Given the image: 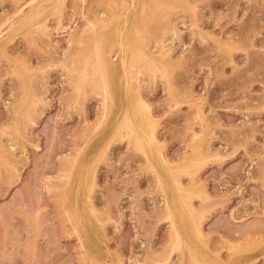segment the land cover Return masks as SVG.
<instances>
[{"label": "rangeland", "instance_id": "1", "mask_svg": "<svg viewBox=\"0 0 264 264\" xmlns=\"http://www.w3.org/2000/svg\"><path fill=\"white\" fill-rule=\"evenodd\" d=\"M0 143V264H264V0H0Z\"/></svg>", "mask_w": 264, "mask_h": 264}, {"label": "bare ground", "instance_id": "2", "mask_svg": "<svg viewBox=\"0 0 264 264\" xmlns=\"http://www.w3.org/2000/svg\"><path fill=\"white\" fill-rule=\"evenodd\" d=\"M35 1V0H34ZM43 1V0H42ZM31 2V1H30ZM41 2V1H40ZM40 2H38V3H40ZM50 2V1H49ZM154 2V1H153ZM152 2V3H153ZM60 3H62V2H60ZM59 3V4H60ZM134 3V2H133ZM59 4H56V5H59ZM132 4V3H131ZM130 4V5H131ZM138 4H139V2H138ZM154 4V3H153ZM155 4H157L156 2H155ZM25 5V4H24ZM33 3H31V6L33 7ZM54 5V4H53ZM55 5V6H56ZM172 5V4H171ZM29 6V5H28ZM28 6H27V8H28ZM37 6V5H36ZM128 6V5H127ZM157 6V5H156ZM160 6H161V4H160ZM23 7V6H22ZM22 7H20V8H22ZM45 7V6H44ZM49 7V6H48ZM129 7V6H128ZM26 8V7H25ZM35 8V7H34ZM46 8V7H45ZM126 8V7H125ZM156 8V7H155ZM158 8V7H157ZM23 10V9H22ZM22 10H20V11H22ZM30 10V9H29ZM33 10H36V9H33ZM128 10V9H127ZM148 10H150V9H148ZM151 10H153V9H151ZM150 10V11H151ZM164 10V9H163ZM19 11V10H18ZM55 11V10H54ZM125 11V10H124ZM156 11H158V10H156ZM16 12H17V10H16ZM29 12V11H28ZM36 12V11H35ZM116 12H118V11H116ZM130 12V11H129ZM154 12V11H153ZM159 12H160V10H159ZM162 12V11H161ZM160 12V13H161ZM18 13V12H17ZM20 13V12H19ZM24 13V12H23ZM22 13V14H23ZM27 13V12H26ZM46 13V12H45ZM48 13H50V12H48ZM134 13H135V11H134ZM141 13V12H140ZM25 14V13H24ZM23 14V15H24ZM31 14V13H30ZM29 14V15H30ZM37 13H35V15H36ZM62 14V13H61ZM149 14H152V13H149ZM12 15V14H11ZM21 15V14H20ZM44 15V14H43ZM112 15V14H111ZM124 15V14H123ZM148 15V14H147ZM8 16V15H7ZM13 16V15H12ZM17 16V15H16ZM112 16H114V15H112ZM120 16H121V14H120ZM120 16H118V17H120ZM194 16V15H193ZM36 17H38V15L36 16ZM115 18H116V16H114ZM114 17H110L109 19H111V18H113L114 19ZM131 17V16H130ZM129 17V18H130ZM154 17V16H153ZM156 17V16H155ZM5 18H6V16H5ZM17 18H19V17H17ZM21 18H23L22 17V15H21ZM28 18V17H27ZM26 18V19H27ZM30 18V17H29ZM100 18V17H99ZM24 19H25V17H24ZM41 19V18H40ZM43 19V18H42ZM145 19V18H144ZM33 20V19H32ZM31 20V21H32ZM45 20V19H44ZM44 20L40 23V24H42L43 22H44ZM103 20H105V19H103ZM102 20V21H103ZM115 20V19H114ZM18 21V20H17ZM22 21V20H21ZM25 21V20H24ZM27 21H29V19H27ZM39 21H41V20H39ZM36 22V21H35ZM88 22H89V20H88ZM100 22V21H99ZM147 22V21H146ZM209 22V21H208ZM92 23H93V21H92ZM102 23V22H101ZM105 23V22H104ZM111 23V22H110ZM142 23H144L145 24V22H142ZM194 23V22H193ZM195 23H196V21H195ZM20 24H21V22H20ZM27 24V23H26ZM94 24V23H93ZM12 25H14V24H12ZM17 25V24H16ZM29 25V24H28ZM36 25V24H35ZM89 28L91 27V24H90V22H89ZM99 25V24H98ZM104 25V24H103ZM112 25H113V23H112ZM129 25V24H128ZM127 25V26H128ZM18 26V25H17ZM97 26V25H96ZM120 26V25H119ZM12 27V26H11ZM14 27H16V26H14ZM23 27V26H22ZM22 27H20V29L22 28ZM28 27V26H27ZM37 27V26H36ZM93 27V26H92ZM135 27V26H134ZM10 28V27H9ZM19 28V27H18ZM17 28V29H18ZM34 29H35V27H33ZM44 28V27H43ZM109 28H111V25L109 26ZM3 29V28H2ZM27 29V28H26ZM33 29V30H34ZM103 29V28H102ZM105 29V28H104ZM113 29H114V25H113ZM11 30H12V28H11ZM10 30V31H11ZM25 30V29H24ZM40 30V29H39ZM92 30V29H91ZM111 30V29H110ZM27 31V30H26ZM31 31V30H30ZM47 31V30H46ZM45 31V32H46ZM86 31V30H85ZM100 31H101V29H100ZM14 32V31H13ZM29 32V31H28ZM118 32H119V35L121 34V30L119 29L118 30ZM141 32V31H140ZM7 33H8V31H7ZM12 33V32H11ZM19 33V32H18ZM17 33V34H18ZM44 33V32H43ZM82 33V32H81ZM115 33V32H114ZM6 34V33H5ZM136 34V33H135ZM2 35V34H1ZM14 35H16V33L14 34ZM14 35H12V36H14ZM3 36V35H2ZM7 36H8V34H7ZM144 37V36H143ZM5 38H7L6 36H5ZM13 38V37H12ZM142 38V37H141ZM11 39V38H10ZM96 39V38H95ZM115 39V38H114ZM2 40H4L3 38H2ZM7 40H5L4 42H6ZM10 41V40H9ZM115 42H117V41H115ZM146 41H144V43H145ZM103 43H105L104 41H103ZM147 43V42H146ZM2 44V43H1ZM5 44L6 43H4V46H3V48L5 47ZM116 44V43H115ZM118 44V43H117ZM2 46V45H1ZM87 46V45H86ZM118 46H120V48H121V50H123V51H125V49H126V42L123 40V38L121 37V35H120V40H119V44H118ZM117 46V47H118ZM143 46H144V44H143ZM156 46H157V44H156ZM162 46V45H161ZM164 46V45H163ZM82 47V46H81ZM132 47V46H131ZM137 47V46H136ZM147 47V46H146ZM165 47V46H164ZM85 48V47H84ZM134 48V47H133ZM2 50V49H1ZM6 50V49H5ZM110 50V49H109ZM112 50V49H111ZM149 50V49H148ZM115 51V50H114ZM117 51V50H116ZM93 53H94V58H95V60H93L92 62H91V60L89 59V55H87L86 56V59L82 56V58H84L85 59V61H84V63L86 62V67L88 66V64H90V62L94 65V67H95V69L96 70H99V71H101L102 73H104V72H107L108 70H110V69H112V67L111 66H113V64H112V62L107 58V55H106V53H105V51H104V49H103V47H102V45L100 44V42H98V41H96L95 42V45H94V49H93ZM163 53H165V52H163ZM167 53V52H166ZM169 53V52H168ZM83 54H84V52H83ZM114 54V53H113ZM139 54H140V56L139 57H142L143 59H145V61H147V58H146V53H143L142 51H139ZM154 54V53H153ZM77 55V54H76ZM119 55V54H118ZM169 56H170V54H168ZM133 58H135V57H133ZM136 59H137V57H136ZM139 59V58H138ZM83 60V59H82ZM120 60V59H119ZM81 61V60H80ZM79 61V62H80ZM121 61H122V63L124 64L125 62H126V59H125V56H123L122 57V59H121ZM121 61H120V63H121ZM138 61V60H137ZM74 62V61H73ZM78 62V63H79ZM83 62V61H82ZM131 61L129 60V63H130ZM134 62V61H133ZM140 62H142V61H140ZM76 63H77V61H76ZM83 63V64H84ZM143 63V62H142ZM150 65H154L155 64V62L154 61H151V60H149V62H148ZM171 63V62H170ZM145 64V63H144ZM143 64V65H144ZM82 66V65H81ZM118 66H119V64H118ZM128 66H130V65H128ZM133 66V65H132ZM155 66V65H154ZM77 68V67H76ZM84 68V67H83ZM157 68V67H156ZM155 68V69H156ZM133 69V68H132ZM135 69V68H134ZM143 69H145V68H143ZM149 69V68H148ZM90 70V69H89ZM119 70V69H118ZM146 70V69H145ZM17 71H18V69H17ZM84 71V70H83ZM82 71V72H83ZM147 71V70H146ZM21 72V71H20ZM135 72H136V70H135ZM137 72H139V71H137ZM136 72V74H138ZM159 72V71H158ZM22 73H24V71L22 72ZM21 73V74H22ZM84 73V72H83ZM118 73V72H117ZM152 73V72H151ZM163 73V72H162ZM116 74V73H115ZM133 74V73H132ZM142 74H144V73H142ZM156 74V73H155ZM25 75H26V73H25ZM153 75V74H152ZM163 75H165V74H163ZM156 76V75H155ZM117 77H118V75H117ZM116 77V78H117ZM149 77V76H148ZM157 77V76H156ZM27 78V77H26ZM142 78H143V76H142ZM152 78V77H151ZM22 79H24L23 77H22ZM118 79V78H117ZM136 79H137V77H136ZM141 79V78H140ZM148 79V78H147ZM91 80V79H90ZM98 80V79H97ZM131 80V79H130ZM24 81H26V80H24ZM81 81V80H80ZM92 81V80H91ZM142 81V80H141ZM28 82V81H27ZM89 82V81H88ZM97 82V81H96ZM117 82V81H116ZM119 82V81H118ZM135 82V81H134ZM90 84V83H89ZM92 84V83H91ZM124 84H125V82H124ZM26 85V84H25ZM93 85V84H92ZM98 85V84H97ZM107 85V84H106ZM83 86V85H82ZM109 86V85H108ZM124 88L123 89H125V86H123ZM131 88H132V86H130ZM76 88V87H75ZM134 88V87H133ZM102 89V88H101ZM104 89V88H103ZM102 89V90H103ZM119 89L120 88H118V91H119ZM138 89H140V87H138ZM107 90H108V88H107ZM121 90V89H120ZM26 91V90H25ZM86 91V90H85ZM84 91V92H85ZM97 91V90H96ZM111 91V90H110ZM135 91V90H134ZM140 91H141V89H140ZM78 92V91H77ZM83 92V93H84ZM33 93V92H32ZM79 93V92H78ZM82 93V94H83ZM99 93H101V92H99ZM112 93V92H111ZM125 93V92H124ZM105 95V94H104ZM110 95V94H109ZM120 95V94H119ZM143 95V94H142ZM107 97H108V95H106ZM137 96V95H136ZM101 97V96H100ZM110 98V97H109ZM37 99V98H36ZM101 99V98H100ZM102 99H104V98H102ZM114 99V98H113ZM22 100V99H21ZM117 100V99H116ZM119 100V99H118ZM147 100V99H146ZM105 101V100H104ZM109 101H111V100H109ZM125 101H126V99H125ZM130 101V100H129ZM112 102V101H111ZM25 103V102H24ZM28 103V102H27ZM107 103V102H106ZM110 103V102H109ZM144 103V102H143ZM105 104V103H104ZM129 104V102L127 103V105ZM151 104V103H150ZM178 104V103H177ZM111 105V104H110ZM112 105H114L115 106V104H112ZM117 105V104H116ZM144 105V104H143ZM17 106V105H16ZM16 106H14V107H16ZM104 106V105H103ZM130 106H131V104H130ZM148 106V105H147ZM177 106V105H176ZM109 107V106H108ZM107 107V108H108ZM173 107V106H172ZM18 108V107H17ZM119 108V107H118ZM14 109V108H13ZM33 109V108H32ZM202 109V108H201ZM201 109H199V110H201ZM104 110V109H103ZM103 110H101L102 112H103ZM113 110V109H112ZM117 109H115V111H116ZM120 110V109H119ZM118 110V111H119ZM203 110V109H202ZM14 110H12V112H13ZM124 111V110H123ZM129 111H130V109H129ZM108 112V111H107ZM110 112V111H109ZM131 112V114L133 113V111H130ZM203 112V111H202ZM117 113V112H116ZM115 113V114H116ZM147 113H148V110H147ZM149 113H150V111H149ZM153 113V112H152ZM101 114H103V113H101ZM202 114V113H201ZM14 115V114H13ZM105 115V114H104ZM109 115V114H108ZM120 115H122V113L120 114ZM149 115V114H148ZM152 115V114H151ZM112 116V115H111ZM131 116V115H130ZM129 116V117H130ZM133 116V115H132ZM15 117V116H14ZM23 117V116H22ZM117 117V116H116ZM127 117H128V115L126 114L125 115V118L127 119ZM104 118V117H103ZM114 118V117H113ZM154 118V117H153ZM13 119V118H12ZM99 119H101V118H99ZM105 119V118H104ZM111 119V118H110ZM30 120H32V119H30ZM138 120V119H137ZM108 121H110V120H108ZM145 121V120H144ZM34 122V121H33ZM98 122V121H97ZM110 122H112V121H110ZM115 122H117V120H115ZM114 122V123H115ZM152 122H153V120H152ZM156 122V121H155ZM99 124V123H98ZM113 124V123H112ZM152 124V123H151ZM93 125V124H92ZM109 125V124H108ZM117 125V124H116ZM137 124L135 123V126H136ZM101 126V125H100ZM102 126H103V124H102ZM118 126V125H117ZM134 126V127H135ZM94 127V126H93ZM14 128H15V125H14ZM105 128V127H104ZM107 128V127H106ZM100 129V128H99ZM98 129V130H99ZM113 129V127L111 126V130ZM115 129V128H114ZM18 130V129H17ZM89 130V129H88ZM92 130V129H91ZM102 130V129H101ZM120 130H122V129H120ZM130 130V129H129ZM152 130H154V129H152ZM152 130H150V136L152 137V139H154L153 138V131ZM85 131V130H84ZM106 131V130H105ZM104 131V132H105ZM108 131V130H107ZM138 131H139V129H138ZM157 131V130H156ZM155 131V132H156ZM196 131V130H195ZM85 132H87V131H85ZM98 132V131H97ZM121 133V132H120ZM131 133V132H130ZM88 134V133H87ZM93 134V133H92ZM92 134H90V135H92ZM110 134V133H109ZM117 134H119V133H117ZM137 134V133H136ZM141 134V133H140ZM102 135V134H101ZM120 135V134H119ZM124 135H125V133H124ZM134 135V134H133ZM142 135V134H141ZM158 135V134H157ZM88 136V135H87ZM95 136V135H94ZM98 136V135H97ZM106 136H107V134H106ZM196 136V135H195ZM195 136H193V137H195ZM102 137L103 138H105L103 135H102ZM125 137V136H124ZM136 137V136H135ZM155 137V136H154ZM90 138V137H89ZM101 138V137H100ZM142 138V137H141ZM191 138V137H190ZM135 139H137L138 140V138H135ZM149 139V138H148ZM159 139V138H158ZM85 140V139H84ZM97 140V139H96ZM96 140H94V142H98V141H96ZM99 140V139H98ZM103 140V139H102ZM106 140V139H105ZM99 141H101V140H99ZM193 141V140H192ZM102 142V141H101ZM150 142V141H149ZM196 142V141H195ZM199 142H201V141H199ZM88 144H89V142H87ZM159 143V142H158ZM161 143V142H160ZM1 144V143H0ZM94 144H96V143H94ZM98 145L100 144V143H97ZM96 144V145H97ZM162 144V143H161ZM195 144V143H194ZM202 144V143H201ZM135 145V144H134ZM155 145V144H154ZM159 145V144H158ZM157 145V146H158ZM196 145V144H195ZM203 145V144H202ZM91 146V145H90ZM93 146V145H92ZM200 146V145H199ZM73 147H74V145H73ZM84 147H85V145H84ZM6 148V147H5ZM92 148H94V146L92 147ZM97 148H98V146H97ZM100 148V147H99ZM106 148V147H105ZM151 148V147H150ZM158 148H160V147H158ZM189 148V147H188ZM195 148V147H194ZM200 148V147H199ZM78 149V148H77ZM109 149V148H108ZM203 149H205V148H203ZM207 149V148H206ZM205 149V150H206ZM13 150V149H12ZM76 150V149H75ZM81 150V149H80ZM151 150V149H150ZM204 150V151H205ZM214 150V149H213ZM91 151H92V149H91ZM95 151V150H94ZM93 151V152H94ZM99 151V150H98ZM148 151V150H147ZM187 151V150H186ZM192 151H194V150H192ZM203 151V150H202ZM203 151V152H204ZM76 152V151H75ZM79 152V151H78ZM78 152H77V155H78ZM80 152H82V151H80ZM83 152H85L86 153V151L85 150H83ZM90 152V151H89ZM92 152V153H93ZM165 152V151H164ZM202 152V153H203ZM206 152V151H205ZM73 153V152H72ZM84 153V154H85ZM91 153V152H90ZM147 153H149V152H147ZM10 154V153H9ZM76 154V153H75ZM82 154V153H81ZM83 154V155H84ZM87 154V153H86ZM107 154V153H106ZM167 154V153H166ZM187 154V153H186ZM190 154V153H189ZM198 154H200V153H198ZM71 155V154H70ZM144 155H145V153H144ZM149 155V154H148ZM156 155V154H155ZM161 155V154H160ZM205 155H206V153H205ZM6 156V155H5ZM82 156V155H81ZM85 156V155H84ZM87 156H89V155H87ZM90 156H92V154L90 155ZM146 156V155H145ZM202 156H204V155H202ZM216 156V155H215ZM219 156V155H218ZM148 157V156H147ZM151 157V156H150ZM159 157V156H158ZM196 157V156H195ZM4 158V157H3ZM74 158V157H73ZM79 158H80V160H79ZM82 157H78V158H74V159H72L73 160V163H72V165H71V169H73V168H75V167H77L78 166V162H80V161H83V159H81ZM91 158V157H90ZM93 158V157H92ZM161 158L163 159L164 157H162V155H161ZM203 158V157H202ZM217 158H219V157H217ZM65 159H66V157H65ZM85 159H86V157H85ZM160 159V158H159ZM212 159V158H211ZM68 160V159H67ZM91 160V159H90ZM189 160V159H188ZM191 160V159H190ZM201 160V159H200ZM209 160V159H208ZM66 161V160H65ZM100 161V160H99ZM146 161V160H145ZM147 161H148V159H147ZM163 161H164V159H163ZM193 161V160H192ZM87 162V161H86ZM194 162V161H193ZM205 162V161H204ZM88 163V162H87ZM86 163V164H87ZM154 163V162H153ZM155 163H156V161H155ZM163 163V162H162ZM196 163V162H195ZM7 164V163H6ZM71 164V163H70ZM81 164V163H80ZM151 164V163H150ZM176 164H178V163H176ZM183 164V163H182ZM166 165V164H165ZM175 165V164H174ZM3 166V165H2ZM83 166H85V168H86V165L84 164H82L81 166H78V167H83ZM181 166V165H180ZM179 166V167H180ZM10 167V166H9ZM8 167V168H9ZM63 167V166H62ZM61 167V168H62ZM65 167V166H64ZM66 167H68V166H66ZM77 167V168H78ZM98 167V166H97ZM151 167H153V166H151ZM164 167V166H163ZM173 167V166H172ZM176 167H177V165H176ZM186 167V166H185ZM190 167V166H189ZM13 168H15V167H13ZM164 169V168H163ZM189 169V168H188ZM76 170V169H75ZM74 170V171H75ZM156 170V169H155ZM181 170V169H180ZM185 170V169H184ZM187 170V169H186ZM199 170V169H198ZM3 171H4V168H3ZM68 171H70V170H68ZM97 171V170H96ZM182 171V170H181ZM63 172V171H62ZM76 172V171H75ZM85 172H86V169H85ZM160 172V171H159ZM70 173V172H69ZM74 173V172H73ZM11 174V173H10ZM63 174V173H62ZM76 174V173H75ZM157 174H158V172H157ZM164 174H165V172H164ZM169 174V173H168ZM74 175V174H73ZM82 175V174H81ZM85 175V174H84ZM156 175V174H155ZM170 175V174H169ZM92 176H93V171H91V168H90V172H89V174L87 175V180L89 181V187L91 186V184H92V182H93V179H92ZM174 176V175H173ZM62 177V176H61ZM156 177H158V176H156ZM191 177V176H190ZM68 178H69V176H68ZM95 178H97V177H95ZM197 178V177H196ZM77 179V178H76ZM82 179H84V178H82ZM161 179V178H160ZM164 179V178H163ZM196 181H197V179H195ZM199 180V179H198ZM84 181H85V179H84ZM193 181V180H192ZM73 182V181H72ZM72 182H70V183H72ZM96 182H97V180H96ZM164 182H165V179H164ZM75 183H77V182H75ZM82 183H84L83 181H82ZM158 183V182H157ZM163 183V182H162ZM175 183H176V188L174 187V189H177V191L179 192V194H183L184 192H185V189H184V187H181V185H180V183L175 179ZM69 185V184H68ZM67 185V186H68ZM71 185V184H70ZM98 185V184H97ZM73 186V185H72ZM166 187H167V184L165 185ZM190 186V185H189ZM63 187H65V186H63ZM81 187H82V185H81ZM188 187V186H187ZM194 187V186H193ZM76 188V187H75ZM85 188V187H84ZM186 188V187H185ZM93 189V188H92ZM95 189V188H94ZM166 189V188H165ZM187 189V188H186ZM68 190V189H67ZM96 190V189H95ZM162 190V189H161ZM168 190V189H167ZM68 191H70V190H68ZM72 191H75V190H72ZM82 191H83V188H82ZM87 191V190H86ZM170 191V190H169ZM176 191V190H175ZM63 192V191H62ZM66 192V191H65ZM93 192V191H92ZM187 192V191H186ZM185 192V193H186ZM190 193V192H189ZM74 194V193H73ZM82 194H84L83 192H82ZM92 194H94V193H92ZM178 194V195H179ZM204 194V193H203ZM75 195V194H74ZM187 195V194H186ZM191 195V194H190ZM196 195V194H195ZM208 195V194H207ZM71 196V195H70ZM81 196V195H80ZM83 196V195H82ZM167 196V195H166ZM181 196V195H180ZM205 196V195H204ZM68 196H66V198H67ZM73 197V196H72ZM199 197V196H198ZM80 198V197H79ZM168 198V197H167ZM169 198H170V195H169ZM196 198V197H195ZM75 199V198H74ZM66 200V199H65ZM73 201V200H72ZM81 201V200H80ZM166 201V200H165ZM69 201H67V203H68ZM71 202V201H70ZM69 202V203H70ZM82 202V201H81ZM93 202H94V200H93ZM194 202V201H193ZM68 203V204H69ZM83 203H84V199H83ZM83 203H81V205L83 204ZM95 203V202H94ZM164 203H166V206H168V209L169 210H167L168 212V217L171 219L170 221L172 222V223H170L171 225H172V238H170L171 237V235H170V239H171V242H172V244H173V248L174 249H181V247H185L186 248V250H187V252L189 253V255H190V258H193V260H195L196 261V263H198V264H220V263H222L221 262V260L218 258V260H219V262L220 263H215L214 261H212L211 260V258H209V257H207L206 255H203V254H201L196 248H194L193 246H191L190 245V243L188 244V243H186L187 241L189 242V240L190 239H192L193 238V236L194 235H190V234H188L187 235V232H191L192 234H197V236H201V234H202V231H201V228L198 226V225H193L192 223H189V222H187V215L184 217V216H182V217H180V215H179V218H182V223L180 222L181 220H178L179 218H177V216H176V211H174L175 209H174V206L172 207V205H171V203H172V201L170 202L169 200H167V202H164ZM71 204V203H70ZM72 204H75V201H74V203H72ZM194 204V203H193ZM74 206V205H73ZM183 206H186V207H188V203L184 200V205ZM69 207H71V206H69ZM75 207V206H74ZM83 207V206H82ZM64 208V207H63ZM66 208H67V205H66ZM65 208V209H66ZM76 208H78V207H76ZM84 208V207H83ZM165 208V207H164ZM68 209V208H67ZM81 209V208H80ZM187 209V208H186ZM83 210V209H82ZM182 210H183V208H182ZM85 211V210H84ZM83 211V212H84ZM89 211H90V209H89ZM178 211V210H177ZM189 211V210H188ZM82 212V211H81ZM179 212V211H178ZM184 212V211H183ZM66 213V212H65ZM67 213H69V212H67ZM75 214H76V212H74ZM70 214V213H69ZM68 214V215H69ZM82 214V213H81ZM86 214H87V212H86ZM86 214H85V218H86ZM91 214V213H90ZM98 214V213H97ZM179 214H180V212H179ZM205 214V213H204ZM79 215V214H78ZM178 215V214H177ZM67 216V215H66ZM88 216V215H87ZM95 216V215H94ZM71 217V216H70ZM76 217V216H75ZM200 217V216H199ZM77 218V217H76ZM184 218H187V219H184ZM87 219H88V217H87ZM86 219V220H87ZM89 219H90V217H89ZM85 220V221H86ZM83 221V220H82ZM81 221V222H82ZM169 221V220H168ZM74 222V221H73ZM89 222H90V220H89ZM98 222V221H97ZM79 223H80V221H79ZM92 223V222H91ZM90 223V224H91ZM78 224V223H77ZM84 224V223H83ZM169 224V225H170ZM94 225V224H93ZM186 225V226H185ZM78 226V225H77ZM185 226V227H184ZM248 226V225H247ZM72 227V226H71ZM83 227V226H82ZM81 227V228H82ZM91 227V226H90ZM98 227V230H99V226H97ZM101 227V226H100ZM248 228H249V226H248ZM247 228V229H248ZM89 229H91V228H89ZM101 229V228H100ZM246 229V230H247ZM249 229H251V226H250V228ZM248 229V230H249ZM253 229V228H252ZM251 229V230H252ZM255 229V228H254ZM83 230V229H82ZM81 230V231H82ZM86 231V230H85ZM88 231V230H87ZM91 231H93V230H91ZM95 231H96V229H95ZM185 231H187L186 233H185ZM255 231V230H254ZM99 232V231H98ZM102 232V231H101ZM203 232H204V230H203ZM246 232V231H245ZM252 232V231H251ZM88 233V232H87ZM77 234V233H76ZM80 234V233H79ZM83 234V233H82ZM92 234V233H91ZM185 234L187 235V237L185 236ZM206 234V233H205ZM208 234V233H207ZM251 234V233H250ZM88 235V234H87ZM97 235H98V233H97ZM101 235V234H100ZM89 236V235H88ZM95 236V235H94ZM99 236V235H98ZM82 237V236H81ZM101 237H103V236H101ZM105 237V236H104ZM253 237V236H252ZM256 237V236H255ZM92 238V237H91ZM90 238V239H91ZM168 238V239H169ZM209 238H210V235H209ZM246 238V237H245ZM249 238V237H248ZM96 239H97V237H96ZM96 239H95V241H96ZM196 239V238H195ZM244 239V238H243ZM256 239H257V237H256ZM82 239H80V241H81ZM83 240H86V239H83ZM92 240V239H91ZM98 240H100V239H98ZM105 240V239H104ZM103 240V241H104ZM192 240H194V239H192ZM204 240V239H203ZM245 240V239H244ZM249 240V239H248ZM88 241V240H87ZM94 241V240H93ZM199 241V240H198ZM207 241H208V237H207ZM207 241H206V243H207ZM243 241V240H242ZM241 241V242H242ZM251 241V240H250ZM254 241H256V240H254ZM89 242V241H88ZM100 242V241H99ZM200 242H201V240H200ZM251 242H253V241H251ZM81 243H83V242H81ZM96 243V242H95ZM194 243V242H193ZM235 243V242H234ZM233 243V244H234ZM244 243L245 242H243V245H244ZM91 244H93V242L91 243ZM90 244V245H91ZM102 244V243H101ZM211 244V243H210ZM233 244H232V246H233ZM247 244V243H246ZM84 245V244H83ZM96 245V244H95ZM195 245V244H194ZM239 245V244H238ZM85 246H86V244H85ZM102 246V245H101ZM167 246V245H166ZM209 245H207V247H208ZM242 246V245H241ZM100 247V246H99ZM92 248V247H91ZM93 248H96V247H93ZM93 248H92V250H93ZM98 248V247H97ZM102 248V247H101ZM171 248V247H170ZM185 248H184V251H185ZM202 248V247H201ZM213 248V247H212ZM263 248H264V246H263ZM89 249V248H88ZM100 249V248H99ZM99 249H96V250H99ZM232 249V248H231ZM87 250V249H86ZM105 250H106V248H105ZM172 250V249H171ZM205 250V249H204ZM208 250L209 251H211L209 248H208ZM252 250V249H251ZM250 250V251H251ZM254 250V249H253ZM215 251V250H214ZM230 251V250H229ZM234 251V250H233ZM237 251V250H236ZM167 252V251H166ZM219 252V251H218ZM241 252V251H240ZM245 252V251H244ZM254 252V251H253ZM95 254H96V252H94ZM93 253V251H92V254H94ZM102 253H103V251H102ZM184 253V252H183ZM188 253L186 254V255H188ZM210 253V252H209ZM212 253H213V250H212ZM91 254V253H90ZM263 254V253H262ZM85 255V254H84ZM89 255V254H88ZM102 255V254H101ZM184 255V254H183ZM185 255V256H186ZM214 255V254H213ZM223 255V254H222ZM86 256V255H85ZM90 256V255H89ZM94 256V255H93ZM98 256V255H97ZM169 256H170V254H169ZM172 256V255H171ZM234 256V255H233ZM249 256V255H248ZM248 256H246L247 258H248ZM104 257V256H103ZM102 257V258H103ZM165 257H166V255H165ZM212 257V256H211ZM245 257V256H244ZM252 257V256H251ZM253 257H254V255H253ZM252 257V258H253ZM255 257H256V254H255ZM82 258V257H81ZM93 258V257H92ZM98 258V257H97ZM186 258H187V256H186ZM251 258V259H252ZM256 258H258V257H256ZM88 259V258H87ZM181 259V258H180ZM234 259V258H233ZM254 259V258H253ZM86 260V259H85ZM94 260V259H93ZM120 260V259H119ZM192 260V259H191ZM236 260V259H235ZM234 260V261H235ZM238 260H239V258H238ZM240 260H242V259H240ZM246 260V259H245ZM244 260V262H246ZM255 260V259H254ZM89 261V260H88ZM104 261V260H103ZM118 261V260H117ZM184 261H185V259H184ZM217 261V260H216ZM226 261V260H225ZM237 261V260H236ZM248 261H249V259H248ZM106 262V261H105ZM239 262H241V261H238V263ZM243 262V263H244ZM86 263V262H85ZM84 263V264H85ZM91 263V262H90ZM113 263V262H112ZM119 263V262H118ZM182 263H184V262H182ZM225 263V262H224ZM242 263V262H241ZM97 264V263H96Z\"/></svg>", "mask_w": 264, "mask_h": 264}]
</instances>
